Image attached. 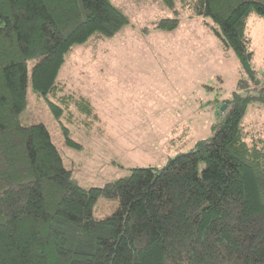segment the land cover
I'll return each mask as SVG.
<instances>
[{"label": "trees", "instance_id": "16d2710c", "mask_svg": "<svg viewBox=\"0 0 264 264\" xmlns=\"http://www.w3.org/2000/svg\"><path fill=\"white\" fill-rule=\"evenodd\" d=\"M173 31L190 11L243 71L253 75L248 22L258 0H161ZM129 22L110 0H0V264H264V147L242 125L257 94L234 97L212 135L163 167H135L102 187L83 188L42 122L23 124L31 83L56 119L71 111L97 120L88 98L57 81L69 51L95 34L111 38ZM242 81L239 82L241 86ZM51 97V99L48 98ZM65 145L82 146L64 129ZM99 198L118 207L97 220Z\"/></svg>", "mask_w": 264, "mask_h": 264}, {"label": "rangeland", "instance_id": "374dc122", "mask_svg": "<svg viewBox=\"0 0 264 264\" xmlns=\"http://www.w3.org/2000/svg\"><path fill=\"white\" fill-rule=\"evenodd\" d=\"M110 1L128 17V24L111 38L95 34L73 47L57 77L64 93L91 101L97 120L83 125L85 117L74 106L73 123L54 117L31 83L38 57L28 61V104L20 116L23 124L46 125L66 167L86 189L126 177L131 168L163 167L211 137L212 126L234 93L255 95L264 87V17L255 13L249 17L251 76L213 35L209 18L206 25L184 10L177 28L164 31L156 28L157 23L174 15L161 0ZM241 123L249 133L248 142L256 139L264 147V103L252 100ZM65 128L81 149L65 145ZM117 207V199L99 198L93 217H109Z\"/></svg>", "mask_w": 264, "mask_h": 264}, {"label": "water", "instance_id": "95a60500", "mask_svg": "<svg viewBox=\"0 0 264 264\" xmlns=\"http://www.w3.org/2000/svg\"><path fill=\"white\" fill-rule=\"evenodd\" d=\"M223 108H227V105H224Z\"/></svg>", "mask_w": 264, "mask_h": 264}]
</instances>
